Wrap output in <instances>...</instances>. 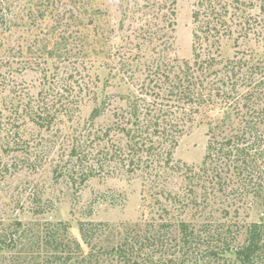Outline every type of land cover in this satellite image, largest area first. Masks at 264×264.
<instances>
[{"label": "trees", "instance_id": "trees-1", "mask_svg": "<svg viewBox=\"0 0 264 264\" xmlns=\"http://www.w3.org/2000/svg\"><path fill=\"white\" fill-rule=\"evenodd\" d=\"M257 1L193 0L190 60L171 58L169 53L176 0H142L136 6L131 24L133 38L140 41L136 50L144 41L155 42L154 51L159 47L146 83L147 90L153 83L152 98L135 100L130 109L115 112L113 123L90 141L106 138L107 144L94 142V153L82 151L78 161L82 167L61 171L71 185L101 173H121L141 174L163 188L170 176L181 171L185 192L166 194L169 201L158 204L155 218L114 224L82 222L76 238L68 234L65 222L38 218L48 202H42L40 192L34 191L28 220L0 219V264H264V58L253 60L236 51L223 60L218 45L222 35H231L230 30L221 29L228 27L232 9L251 8ZM2 2L0 27L5 24ZM250 20L245 21L250 27V23L259 24L255 18ZM248 26L244 30H250ZM72 31L66 32V38L73 41L69 49L76 41L85 47V34L80 40ZM201 38L213 42L201 46ZM212 44H216L214 49ZM66 96L64 102L62 97L41 96L36 104L28 99L22 112L39 128L48 129L59 115L71 119L78 110L77 98ZM214 108L219 116L204 121ZM13 112L19 115L16 107ZM201 123L207 125V140L200 164L174 160L179 137ZM59 132L57 137L66 136ZM71 149L76 151L73 144ZM197 185L199 194L194 190ZM220 195L234 205L226 224L219 223L211 209L205 212L203 205ZM254 208L258 216L252 220ZM185 209L191 215L181 217ZM221 211L230 213L229 209Z\"/></svg>", "mask_w": 264, "mask_h": 264}, {"label": "rangeland", "instance_id": "rangeland-1", "mask_svg": "<svg viewBox=\"0 0 264 264\" xmlns=\"http://www.w3.org/2000/svg\"><path fill=\"white\" fill-rule=\"evenodd\" d=\"M141 1L3 0L5 24L0 27V170L3 169L0 172V219L28 220L31 194L36 191L40 192L42 202H48L38 218L65 222L68 234L78 238V226L82 222L114 224L155 218L158 204L169 201L166 194L185 192L181 171L170 176L164 188L148 182L141 174L117 172L101 173L81 184L71 185L61 171L71 166L82 167L78 163L82 151L94 153L97 147L94 142L101 146L107 144L106 138L90 141L98 131L113 123L115 112L130 109L135 100L152 98L153 83H149L152 85L149 90L146 83L152 77L149 71L157 61L159 47L154 51L152 47L156 43L144 41L138 52L135 44L140 41L133 38L131 32V24L137 15L133 10ZM192 2L176 0L174 31L168 33L173 36L171 58H191ZM255 4L251 8L239 5L236 10L232 9L233 17L226 21L228 27L221 29L224 32L230 30L231 35L221 36L219 58L232 57L236 51L238 56L243 53L245 58H264V0ZM250 18H255L259 24L250 23L251 27L248 26L245 21ZM245 26L251 29L244 30ZM70 29L73 30L71 35L80 36V40L85 34V47L84 42L78 44L76 41L73 49H69V43L73 41H70L71 37L66 38L69 34L66 32ZM236 36L237 41L234 40ZM200 42L201 46H209L213 41L201 38ZM212 46L214 49L216 44ZM66 94L69 98L72 95L77 98L78 110L71 119L59 115L48 129L39 128L22 112L28 99L31 104H36L41 96L48 100L62 97L64 102ZM13 107L18 109V116ZM218 116L214 108L204 121ZM206 129L205 123L196 124L180 136L173 150L174 160L199 165L207 140ZM59 130L66 136L57 137ZM72 144L76 151L71 149ZM45 150V155L38 157ZM82 164L85 163L82 161ZM194 190L201 193L198 185ZM229 200L220 195L208 204L203 201L205 212L211 209L213 217L226 224L231 220L234 206ZM221 208L229 209L230 213L223 215ZM173 209L170 212L175 214ZM187 210L180 216L187 213L190 216L191 211ZM257 216L258 208H254L250 219Z\"/></svg>", "mask_w": 264, "mask_h": 264}]
</instances>
